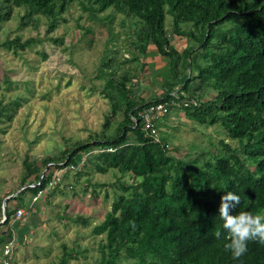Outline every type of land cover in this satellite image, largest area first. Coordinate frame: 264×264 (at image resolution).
I'll return each mask as SVG.
<instances>
[{
  "label": "trees",
  "instance_id": "trees-1",
  "mask_svg": "<svg viewBox=\"0 0 264 264\" xmlns=\"http://www.w3.org/2000/svg\"><path fill=\"white\" fill-rule=\"evenodd\" d=\"M73 2L91 13L112 8L135 17L138 28L134 48L147 56L148 46H153L165 59L162 91L151 98H138L134 93L135 73L117 75L108 71L114 59L103 58L98 78L104 79L100 93L108 100L110 111L101 131L45 156L40 165L26 155L19 176L18 187L22 189L8 198L18 200V204L8 210L6 200L3 224L9 222L18 206L27 205L23 202L26 192L33 195L45 189L46 203L55 190L65 193L62 181L48 186L54 171H43L51 165L56 170L66 168V172L75 167V181L83 177L84 193L92 187L98 195L103 188L105 197L108 184L93 182L92 172L113 170L120 174L116 180L120 191H114L110 209L91 228L94 236L101 237L95 264H123V260L137 264H264V243L258 240H249L246 253L239 259L225 250V243L230 241L218 211L221 197L230 191L241 198L230 214H264V0H0V21L8 20L14 8L23 7L22 24L44 16L49 22L48 34L58 27ZM167 15L172 17L171 32L185 39L180 50L166 27ZM232 19L239 23L227 31H217ZM37 42L34 37H14L0 42V46L17 53ZM138 59L137 55L133 57ZM131 61L125 59L123 63ZM193 79H198L209 94L212 91L211 96L201 99L195 92L189 93ZM173 93L180 101L196 99L198 105L179 111L197 124L220 129L225 137L217 144L210 141L211 147L193 155L178 156L176 148L168 145V135L160 132V124L156 123L157 140L147 136L138 111L170 99ZM18 99L11 105L0 102V123L13 118L20 105ZM231 142H237V146ZM80 153L85 154L82 164ZM60 216L89 224V217L82 214ZM217 230L221 232L219 239L215 237ZM11 237L8 228L0 234V245ZM78 248L62 243L54 264L77 259Z\"/></svg>",
  "mask_w": 264,
  "mask_h": 264
},
{
  "label": "rangeland",
  "instance_id": "rangeland-1",
  "mask_svg": "<svg viewBox=\"0 0 264 264\" xmlns=\"http://www.w3.org/2000/svg\"><path fill=\"white\" fill-rule=\"evenodd\" d=\"M24 14L23 7L14 8L8 20L0 21V42L14 37L22 40L34 37L38 40L32 47L17 53L0 46V102L11 105L18 98L20 101L13 118L0 123L2 214L5 199L22 189L18 187L19 176L26 155L40 165L45 156L54 155L71 143L88 139L101 131L110 111L108 100L100 93L104 79L98 78L103 58L114 59L108 71H115L117 75L124 71L135 73L134 93L138 98L158 95L162 91L161 78L165 76V59L153 46H148L147 56L134 48L138 24L133 16L112 8L91 13L83 10L79 2H73L62 14L58 27L47 34L49 22L44 16H35L36 22L23 25L21 18ZM238 23L234 19L226 21L217 31H227ZM165 24L174 45L180 50L185 45V39H179L171 32V16H166ZM182 27L186 28L185 25ZM50 38L60 39L61 42ZM135 55L138 61L133 60ZM125 59L132 61L123 63ZM200 63L204 65L202 60ZM191 69L192 74H196L194 65ZM6 78L9 83L5 82ZM6 86L9 88L6 89ZM188 92H195L201 99H207L212 94V91L209 94L200 86L198 79L191 81ZM157 123L160 124V132L168 135V145L176 148L178 156L193 155L202 148L211 147L210 141L217 144L219 138L225 137L220 129L197 124L179 110L161 117ZM231 144L237 146V142ZM79 158L82 164L85 154L80 153ZM74 168L71 166L66 172V168L56 170L51 165L43 171L44 174L54 171L53 175L62 181L61 189L65 193L55 190L49 203L45 202L44 196L38 200L47 226L43 231L37 230L42 232L33 237L35 246L42 247L30 252L31 264L57 263L62 243L68 247L79 246L78 258L70 259L67 264H95L98 259L97 244L101 237L94 236L91 228L101 222L110 209L114 191H120L116 182L120 174L113 170L92 172L93 182L108 184L105 186L108 197H105L103 188L96 189L100 190L98 195L92 192V187L84 193L83 177L76 182ZM65 172L66 178L63 177ZM121 178L127 179V176ZM30 197L31 194L26 192L23 202L29 203ZM7 201L8 210L18 204L16 199ZM65 213L72 217L78 214L89 217V224L84 226L61 218L60 215ZM36 253L40 254L39 260L33 258ZM8 257L13 258L12 255ZM122 263L137 264L133 260H123Z\"/></svg>",
  "mask_w": 264,
  "mask_h": 264
},
{
  "label": "clouds",
  "instance_id": "clouds-1",
  "mask_svg": "<svg viewBox=\"0 0 264 264\" xmlns=\"http://www.w3.org/2000/svg\"><path fill=\"white\" fill-rule=\"evenodd\" d=\"M35 203L31 204L29 198V204L33 205ZM240 203V196L229 191L221 197L218 210L219 216L223 221L222 227L227 233L226 239L230 241L229 243H225L224 248L225 250L231 251L234 259H239L246 253L247 242L249 240H258L260 243H264V214H253L249 211H240L237 214H230ZM22 208L25 209L24 206H22ZM4 219L5 216L3 212L1 220L4 221ZM215 237L217 239L221 237V232L219 230L215 232Z\"/></svg>",
  "mask_w": 264,
  "mask_h": 264
},
{
  "label": "crops",
  "instance_id": "crops-1",
  "mask_svg": "<svg viewBox=\"0 0 264 264\" xmlns=\"http://www.w3.org/2000/svg\"><path fill=\"white\" fill-rule=\"evenodd\" d=\"M38 202L39 201L33 205L26 203L27 205L24 207L27 211V214L20 220L14 219V215H12L9 222L7 224H3V220L0 219V234L9 228L11 230L12 237L16 241L15 246L9 254L12 255L13 258L2 254L3 247L2 244L0 245V264H4V262L7 260L10 262V264H31L32 258L29 256L30 252L42 247V245L35 246L36 243L33 240V237L37 236L38 233L40 235V232H42L44 227L47 226L46 219L43 216L44 211ZM41 229L42 231L37 232V230ZM36 241L38 240L36 239ZM39 257L40 254L33 256L35 260Z\"/></svg>",
  "mask_w": 264,
  "mask_h": 264
},
{
  "label": "built area",
  "instance_id": "built-area-1",
  "mask_svg": "<svg viewBox=\"0 0 264 264\" xmlns=\"http://www.w3.org/2000/svg\"><path fill=\"white\" fill-rule=\"evenodd\" d=\"M172 95L173 97L168 100L149 104L138 111V118L141 121L142 129L146 133V135L152 139L157 140L159 137L156 128L158 119L168 115L172 111H178L180 108L198 105V101L196 99L180 101V99L176 97L175 93H173ZM58 181L59 179L57 178V175H54L51 181H49L48 186L53 187L56 183H58ZM30 186H34V184H30ZM45 191V189H39L35 194H31L30 203L32 204L37 202L42 197V195H44ZM25 215L26 210L22 207L18 208L14 214V219L20 220ZM15 244L16 241L13 237L3 243L2 254L5 256H9ZM4 264H10V262L7 260L4 262Z\"/></svg>",
  "mask_w": 264,
  "mask_h": 264
},
{
  "label": "water",
  "instance_id": "water-1",
  "mask_svg": "<svg viewBox=\"0 0 264 264\" xmlns=\"http://www.w3.org/2000/svg\"><path fill=\"white\" fill-rule=\"evenodd\" d=\"M15 196V195H14ZM5 206H6V199H5V201H4V209H5Z\"/></svg>",
  "mask_w": 264,
  "mask_h": 264
}]
</instances>
